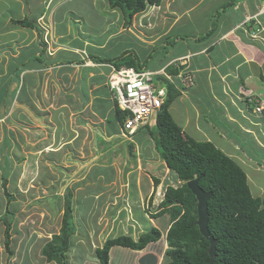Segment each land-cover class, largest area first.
Listing matches in <instances>:
<instances>
[{"label": "crops", "instance_id": "crops-1", "mask_svg": "<svg viewBox=\"0 0 264 264\" xmlns=\"http://www.w3.org/2000/svg\"><path fill=\"white\" fill-rule=\"evenodd\" d=\"M0 1V82H3L0 88V135H2L1 128L9 126V121L23 122L24 126L30 125L33 127L39 124L37 120L42 116V118L47 117L50 121V117L56 115L55 111L57 109L55 108L64 105H59L60 102L55 98V100H52L47 98V94H42L44 92L42 87L40 93L44 97L41 100L37 98L38 79L46 70L44 65H48L51 60H47L46 56L48 55H45L44 46L41 43L36 27L43 29L45 32L52 30L60 39H63V37L66 39L65 42L68 46H64L65 51L55 56L57 60L55 62L62 61L65 63L64 65L62 64L64 66L63 75L66 73L70 74L72 71L77 74L76 70L83 69L86 71L85 74L83 70L81 75L78 74L82 79L81 85L76 89V96L72 95L71 97V95H68L70 102L73 99L75 100V97L76 100L72 102L70 107L68 105L67 108L65 106L60 107L61 110H66V113L72 114L83 109V104H87L89 109H95L96 113H98V110L100 112V108L104 110L103 112L101 111V114L110 113L111 115H107H110L114 121H118V119L116 114L114 115L115 109L112 105L113 103L111 104V98L109 99L111 96L106 85L107 75L110 73L112 65L97 59H106L102 52L113 38L131 35L136 41V45L140 43L147 49H153H150L153 56L147 54L146 57H152L148 58V61L158 58L156 64H162L161 68H155V71L166 69L168 72L173 69L177 71L173 75H177L179 71L174 66L170 67V63L190 56L186 62L193 77V86L189 87V89L180 90L181 82L176 80L180 96L170 106V112L175 122L182 128L185 137L198 141L197 137L203 136L204 141L215 144L222 152L238 162L246 172L248 180L251 170L245 169V161L254 162L257 170L262 168V170L258 171L264 172V166L257 165L250 152H247L249 156L245 151V134L250 139L248 142L253 140L259 142L260 138L264 139V123L261 121V119H264V115L255 114L250 106L245 105L246 98L248 99L251 96L261 95L260 97L264 98V82L260 79V75L263 74L264 70V0L228 1L224 4V7H228L227 9L231 10V12L225 14L227 9L226 11L224 10V14L217 17L219 22L214 27L212 19H210L211 14L202 15L204 10L200 11V6L206 0L193 1V6L190 9L185 8L183 10H179L180 4L177 3L178 0H164L159 9L156 6H150L144 12L137 14L129 27L125 25V16L122 10L120 8H111L109 0H92L93 4L97 5L96 14L101 17L99 22L96 21L97 24L99 23L98 25L95 24V21L91 22L88 16L80 11V9L85 8L83 7L84 0H78L81 4H78L77 8H67L65 12H63L64 8L75 0ZM101 2L104 3V6L100 5ZM118 11L120 12L119 16H117ZM193 16H199V18L192 25L194 29L192 34L185 32L182 28L179 32H175L184 20L193 22L191 20ZM23 20H27L36 27H24L18 23ZM81 21H83V24ZM116 23L119 24L118 27H116ZM212 30L213 32L211 33ZM208 33H211L210 36H207ZM255 33L257 34L255 35ZM173 34H176L175 41H169L170 44H167L168 39ZM47 38L44 36L45 43ZM63 44L65 43L63 42ZM66 47H69L70 50H67ZM73 49L78 50L79 53H76L75 50L72 52ZM84 51L88 53L86 58L81 54V52L84 54ZM123 52L124 50H122ZM38 56H41L42 60H44L42 64L40 61L33 62ZM93 63L100 64V67L95 66ZM75 66L79 68H75ZM56 68L60 70V66H56ZM53 69L52 73L58 72L55 71V67ZM257 69L260 70L258 71ZM150 70L154 69L151 68ZM256 71H258V77ZM62 72L61 70V74ZM70 75L72 76V74ZM25 90H27V97L22 93ZM205 94L208 95L211 102L204 105L203 95ZM19 95L25 97L27 101L19 102ZM94 97L95 99H93ZM36 101L39 102L36 103ZM176 102L179 103L174 106ZM38 104H40V107ZM215 106L219 107L220 110L216 109ZM17 107L21 112V117L13 114ZM213 110L221 114L218 118L222 123L220 129L212 126L207 119L208 114L212 115ZM95 111H91L94 113L92 115L99 118L96 116ZM246 113L254 114L258 117L254 119L255 121L247 120L245 122ZM245 123L247 129L250 130L248 132L245 130ZM110 125L113 124L111 123ZM235 127L239 129L236 132L233 131ZM187 131L193 137L188 136ZM117 138V141H123L120 145L123 146L121 150L124 151L127 143L125 140L127 139L122 136ZM217 138L223 144H220V140L218 141L219 143L216 142ZM1 139L2 137L0 136V141ZM57 141L58 139H52L51 147L45 152H57ZM135 150L140 152L142 147L138 146ZM150 152L153 158L156 153L158 155L156 158H159L158 161L161 160L163 162L160 152L158 153L155 149ZM49 159L52 158L49 157ZM166 170L170 169L166 167ZM140 173L141 175L136 178L135 189L136 191L138 190V200L143 199V203L146 197V193H143V187L145 186L147 193L149 192L147 195L152 196L155 190V183L154 178L150 174ZM142 173H145L147 177L144 185ZM161 183L162 181L157 186L155 194ZM178 184L181 186L183 182L178 180ZM104 187L105 185L103 184L102 188ZM167 187L163 188L160 195L161 199L157 202V209L164 199ZM257 196H260V194ZM151 203H153V200ZM165 215L171 219L169 214ZM103 220L101 219V223ZM131 220L132 222H128V228L122 227L124 226L121 225L122 221L114 220L113 223L116 226L112 227L111 233H114V229L118 228L120 236L127 235L138 241L142 234L156 228L161 233V240L148 244L143 250H134L129 247L115 245L109 251L108 264H140L142 257L148 253L155 254L160 260L159 264H161L163 262L162 258L165 256L166 246L163 239L165 240L167 236L171 222L166 227H163L158 221L155 220L154 222L153 219ZM137 220H139L141 225L145 226L136 227L138 225ZM87 230L91 240L89 250L95 252L98 260L84 261L83 264H102L97 250L102 248L107 240L105 239L104 242L96 245L92 240L95 230ZM102 231L105 234L106 230L104 228H102ZM117 237L113 235L110 239ZM81 243H83L82 240ZM1 255L4 256L3 253ZM10 256L8 255L7 258ZM4 259L7 260L5 256Z\"/></svg>", "mask_w": 264, "mask_h": 264}, {"label": "rangeland", "instance_id": "rangeland-1", "mask_svg": "<svg viewBox=\"0 0 264 264\" xmlns=\"http://www.w3.org/2000/svg\"><path fill=\"white\" fill-rule=\"evenodd\" d=\"M182 1H177L180 4L179 10L190 9L193 6L192 2L196 0H184L183 3ZM228 1L230 0H206L200 6V11L204 10L202 15L211 14L210 19H212L213 27L216 24L218 25L219 20L217 17L223 15L224 10L226 11L228 8H224V4ZM78 4L80 5L81 2L75 0L73 3L68 4L63 12L67 11V8H77ZM83 4L85 8L80 9V11L84 12L91 22L95 21V24L98 25L99 23L97 24L96 21L99 22L101 17L95 12L97 5H94L92 0H84ZM100 5L104 6V3L101 2ZM229 12L231 10L227 9L225 14ZM119 15L120 12L118 11L117 16ZM198 18L199 16H193L191 19L193 22L184 20L175 32H179L182 28L185 32L192 34L194 30L192 25ZM81 23L83 24V21ZM74 25L76 26L75 23ZM115 25L116 27L119 26L117 23ZM176 34L170 36L167 44L175 41ZM44 36L45 38L48 36L50 38H47L46 43ZM42 39L46 44V49L44 47V50L45 55H48L46 56L47 60L51 61L48 65H44L46 70L38 79L37 98L41 100L44 97L40 93L42 87L44 91H42V94L45 93L47 98L56 99L60 102L59 105H64L55 108L57 109L55 111L56 115H52L50 121L47 117L42 118V116L39 118L37 120L39 124L35 125L36 128L30 125L24 126L23 122L17 121H9V126L1 128L0 217L8 210L13 215V218L9 219L12 226L10 245L12 256L5 248L6 227L0 220V264H48L42 255V248L55 233L60 231L65 208L64 195L67 194L68 190H71L73 195V221L76 227V235L72 240L73 249L71 248L67 255L68 263L83 264L84 261L98 260L95 252L89 250L91 240L87 229L95 230L92 240L96 245H99L113 235L120 236L118 228L114 229V233H111L112 227L116 226L113 223L114 220L122 221L121 225H124L122 226L123 228H128V222H132L131 219L145 218L148 220L153 219L154 222L156 220L161 226L166 227L171 222L167 215L154 218V215L158 214L157 202L161 199L160 195L164 187H167V185L179 186V178L176 172L166 170L164 163L161 160L158 161L159 158H156L158 156L156 153V156L153 155L154 158L150 155V151L152 149L157 150V148L147 127L142 128L133 137V143L130 140H125L127 143L123 151L121 150L123 146L120 145L123 141L116 140L117 137H124L122 126L119 121H114L110 117V113L101 114V111H104L101 108L100 112L98 110V113H96L97 111L92 108L89 109L87 104H83V109L72 114L66 113V110H61L60 107L65 106L67 108V105L70 107L72 102L76 100L75 97V100L72 98L73 101L70 102L68 95H71V97L72 95L76 96V89L81 85L82 79L79 75L82 74L83 69L76 70L77 74H75V71L70 72L72 76L69 73L63 75L64 66L62 64L64 65L65 63L62 61L55 62L57 61L55 56L65 51L64 46H68L65 42L66 39L64 37L60 39L52 30L50 32H44L43 30ZM135 43L136 41L131 35L117 36L109 42L102 54L106 59H115L121 56L122 50L133 51L139 57L138 63L144 64L146 69L152 68L155 70V68H161L162 64H156L158 58L146 61V56L151 54L152 51L150 49L152 48L147 49L143 44L137 43L138 45H136ZM66 48L70 50L69 47ZM75 52L79 53L78 50H75ZM81 54L84 58L88 55L87 51H84L85 55L83 52ZM36 61L39 62L40 59L33 60V62ZM40 63L42 64L41 61ZM93 64L100 67V64ZM52 66L55 67L56 72L58 71L57 73H52L54 70ZM56 66H60V70ZM90 66L92 65L90 64ZM75 68L79 67L75 66ZM61 70L63 71L62 74ZM257 70L259 71L260 69ZM258 71H256L257 77ZM83 72L84 74L86 73L84 70ZM257 80L259 81L258 78ZM158 81H160V78H156V83L160 84ZM1 84L3 82H0V88ZM22 93L26 97L28 96L27 90ZM260 96L253 98L256 103H258V97L261 99ZM109 99L112 104V97H109ZM18 101L27 100L19 95ZM210 102L208 95H203V104H209ZM178 103L176 102L174 106H177ZM211 105L213 104L211 103ZM245 105L250 106L252 110L255 108L254 104L247 101H245ZM38 106L40 107V104ZM215 107L220 110L219 107ZM91 111H95L96 116L99 118L93 116L92 114L94 113ZM13 114L20 116L21 112L18 107ZM245 115L247 117L245 122L247 120L255 121L254 119L258 117L249 113ZM261 115L263 116L264 114ZM175 116L177 117L176 113ZM219 116H221L220 112L213 110L212 115L208 114L207 117L211 125L218 127V129L222 127V123L218 119ZM261 121L264 123V119H261ZM111 123L113 125H110ZM238 130L237 127L233 129L235 132ZM245 130L247 132L250 131L247 129L246 123ZM187 134L193 137L188 131ZM54 138L58 139L56 142L57 152H45L51 147V141ZM197 139L198 141L205 140L203 136H199ZM219 140L217 138L216 142ZM248 140L250 139L245 134L246 153L250 152L257 165L264 166V139L260 138L259 142L254 140L248 142ZM220 144H223L221 140ZM138 146L142 147L144 152L135 150ZM157 151L158 153L160 152L159 150ZM49 157L52 159H49ZM245 169L252 172H249V182L253 194L255 196L259 194L264 196V172L258 171L262 170V168L257 170L255 163L249 160L245 161ZM140 172L148 173L152 178H159L162 181L157 193L154 195V199H152L153 203L149 200L151 196L147 195L149 192L147 193L145 186L143 187V193H146L144 202L142 203L143 199L138 200L137 198L138 190L136 191L135 186L136 178L141 175ZM145 173H142L143 185L147 181ZM4 181H6V191H4ZM103 184L105 185L104 188H102ZM6 192L13 198L9 199L5 194ZM101 219H104L102 223ZM137 221L138 225L136 227L145 226L141 225L139 220ZM102 228L106 230V235L103 234ZM107 229L109 230L107 231ZM81 240L83 243H81ZM2 253L7 260L1 255ZM8 255L10 256L9 258H7ZM162 259L163 262L161 264H167L169 261L168 257L165 256Z\"/></svg>", "mask_w": 264, "mask_h": 264}, {"label": "trees", "instance_id": "trees-1", "mask_svg": "<svg viewBox=\"0 0 264 264\" xmlns=\"http://www.w3.org/2000/svg\"><path fill=\"white\" fill-rule=\"evenodd\" d=\"M164 0H109L111 8H120L125 16V25H132L134 17L144 12L150 6L159 7ZM233 1V0H232ZM226 8V7H224ZM24 27H36L27 20L18 22ZM42 45L43 30L36 27ZM213 30L211 31V33ZM208 33L207 36H210ZM45 51V50H44ZM153 56V54H150ZM147 57L152 58V57ZM35 59L42 57L38 56ZM116 68L123 66L143 71L144 64H139V57L133 51H124L115 59H97ZM170 74L177 71L170 69ZM264 82V74L260 75ZM166 81L165 79H163ZM168 97L159 109L158 129L153 132L147 126L161 159L166 167L176 172L183 184L179 187L168 186L164 199L158 207V214L154 218L169 214L171 227L167 233L168 257L167 264H210V241L200 232L197 225V199L188 189L187 182L199 178V186L205 192H212L208 203L209 231L217 240L216 258L214 264H264V196H254L249 184L248 176L238 162L226 155L209 141H195L185 137L182 128L175 122L170 106L180 96V91L168 83ZM248 103H251L247 99ZM120 124L125 121V115L115 111ZM155 190L150 197H154L160 180L154 178ZM6 191V181H4ZM9 199L13 197L5 193ZM72 192L67 191L64 196V216L59 233L42 248V255L48 264H69L68 252L72 248V240L76 233L73 221ZM13 215L6 210L0 220L5 225V248L12 256L10 249L12 226L9 219ZM161 239V233L153 228L142 234L138 241L130 236H119L106 241L97 250L102 264L109 263V251L117 246L143 250L151 242Z\"/></svg>", "mask_w": 264, "mask_h": 264}, {"label": "built area", "instance_id": "built-area-1", "mask_svg": "<svg viewBox=\"0 0 264 264\" xmlns=\"http://www.w3.org/2000/svg\"><path fill=\"white\" fill-rule=\"evenodd\" d=\"M188 58L190 56L170 63L178 69L177 75L169 74L166 69L137 71L125 66L111 67L106 85L115 111H120L126 116L121 124L124 138L132 141L133 137L148 125L152 113L159 110L168 97V83L178 88L176 80H180V89L183 90L193 86V77L186 62ZM161 77L166 80L158 81L162 85L156 83V78ZM263 111L264 104L256 108L258 113Z\"/></svg>", "mask_w": 264, "mask_h": 264}, {"label": "water", "instance_id": "water-1", "mask_svg": "<svg viewBox=\"0 0 264 264\" xmlns=\"http://www.w3.org/2000/svg\"><path fill=\"white\" fill-rule=\"evenodd\" d=\"M158 110L152 113L149 121V126L153 132L158 129ZM202 175L199 178L193 179L187 182L188 189L195 195L197 199V210H198V220L197 225L199 226L202 235L210 241L209 254L211 256L210 264H214L216 258L217 240L211 236L209 231V211L208 203L212 198V192H205L200 186L199 181L203 178ZM159 258L154 254H146L140 260V264H158Z\"/></svg>", "mask_w": 264, "mask_h": 264}, {"label": "clouds", "instance_id": "clouds-1", "mask_svg": "<svg viewBox=\"0 0 264 264\" xmlns=\"http://www.w3.org/2000/svg\"><path fill=\"white\" fill-rule=\"evenodd\" d=\"M45 32V31H44ZM170 66H173V65H170ZM112 67H114V66H112ZM178 70V69H177ZM164 78H162L161 77V79L160 80H163ZM168 90H169V87H168ZM256 96H251V97H249L248 99H249V101L251 102V104H254L255 105V108L253 109V112L255 113V114H258V115H261V114H264V111L262 112V113H258V112H256V108L257 107H259V106H261L262 104H264V98H261V99H259V97L257 98V101H258V103H256L255 101H254V99L253 98H255ZM251 108V107H250ZM158 112H159V110H158ZM147 126H149V123H148V125ZM146 126V127H147ZM150 127V126H149ZM140 132V131H139ZM138 132V133H139ZM137 133V134H138ZM136 134V135H137ZM135 135V136H136ZM134 136V137H135ZM129 141V140H128ZM132 143H133V139H132V141H131ZM169 169V168H168ZM182 182V181H181ZM174 187V186H173ZM179 187V186H178ZM166 192V191H165ZM165 194V193H164ZM170 227H171V225H170ZM170 229V228H169ZM169 231V230H168ZM162 238V237H161ZM161 240V239H160ZM159 240V241H160ZM158 242V241H157ZM151 243H153V242H151ZM150 244V243H149ZM164 245H166L165 246V257H166V251L168 250V248H169V246H168V242H167V236L165 237V240H164ZM104 246V245H103ZM149 254V253H148ZM155 255V254H154ZM159 262H160V260H159ZM159 262H158V264H159Z\"/></svg>", "mask_w": 264, "mask_h": 264}, {"label": "bare ground", "instance_id": "bare-ground-1", "mask_svg": "<svg viewBox=\"0 0 264 264\" xmlns=\"http://www.w3.org/2000/svg\"><path fill=\"white\" fill-rule=\"evenodd\" d=\"M52 38H53V36H52ZM49 39H50V38H49ZM46 40H47V39H46ZM52 40H53V39H52ZM53 42H54V41H53ZM50 45H51V44H50ZM50 45H49V46H50ZM49 48H50V47H49ZM49 51H50V50H49ZM48 54H49V53H48ZM170 67H171V66H170ZM109 68H110V67H109ZM166 68H167V67H166ZM188 89H189V88H188ZM180 90H181V89H180ZM185 91H186V90H185Z\"/></svg>", "mask_w": 264, "mask_h": 264}]
</instances>
